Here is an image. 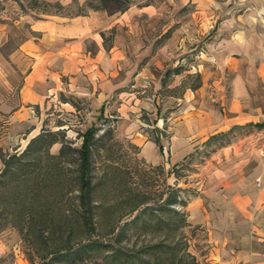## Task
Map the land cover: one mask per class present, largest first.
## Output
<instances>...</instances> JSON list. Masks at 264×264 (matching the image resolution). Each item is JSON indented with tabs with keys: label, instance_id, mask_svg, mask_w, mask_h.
Listing matches in <instances>:
<instances>
[{
	"label": "rangeland",
	"instance_id": "374dc122",
	"mask_svg": "<svg viewBox=\"0 0 264 264\" xmlns=\"http://www.w3.org/2000/svg\"><path fill=\"white\" fill-rule=\"evenodd\" d=\"M86 1L0 0V148L21 152L42 127L77 148L78 133L94 124L95 202L118 200L125 209L145 200L160 209L163 222L132 220L142 206L123 217L128 245L175 237L182 264H215L206 231L168 215L163 201L167 186L188 199L209 169L231 155L242 159L245 144L253 145L254 124L264 118V0H130L114 12ZM154 137L159 156L146 145ZM76 165L74 154L67 157L69 172ZM109 218L98 212L96 236L117 232L108 233ZM17 259L41 262L7 226L0 264Z\"/></svg>",
	"mask_w": 264,
	"mask_h": 264
},
{
	"label": "trees",
	"instance_id": "16d2710c",
	"mask_svg": "<svg viewBox=\"0 0 264 264\" xmlns=\"http://www.w3.org/2000/svg\"><path fill=\"white\" fill-rule=\"evenodd\" d=\"M95 1L98 3L95 4ZM129 4L130 0L85 2L89 9L108 12L124 11ZM96 132L97 127L90 125L78 133L79 146L72 148L63 136L58 137V132L42 127L21 152L4 154L0 148V231L7 226L16 228L24 242H31L40 264H51L53 261L66 264H182L186 254L180 253L175 237L167 243L162 239L138 246L128 245L131 234L125 229L127 222L119 226L124 216L140 206L142 208L132 220L140 218L144 222L155 217L158 222H163L158 215V206L144 200L121 209L118 200L95 202L91 182V148ZM111 134L109 126L105 136ZM152 140L162 152L159 137ZM54 143H60L57 154L50 152ZM72 154L77 165L74 172H69L66 159ZM167 188L163 201L167 214L187 224L182 210L187 196L179 193L180 188ZM129 194L134 196L132 191ZM174 204L181 205V209L169 207ZM98 212L99 218L110 214L108 233L112 234L117 229L114 235L96 236ZM74 229L81 234L74 235ZM33 237L35 239L31 240ZM36 245L41 246L40 250ZM100 248H105L102 261L97 256ZM168 257L169 261L166 260Z\"/></svg>",
	"mask_w": 264,
	"mask_h": 264
},
{
	"label": "crops",
	"instance_id": "0c3cea01",
	"mask_svg": "<svg viewBox=\"0 0 264 264\" xmlns=\"http://www.w3.org/2000/svg\"><path fill=\"white\" fill-rule=\"evenodd\" d=\"M262 121L254 124L256 130ZM146 145L161 155L152 139ZM229 152L236 153H222ZM240 153L242 159L231 155L229 162L209 169L204 187L184 207L187 225L206 231L215 264H264V158L256 150V137ZM13 264H19L18 259Z\"/></svg>",
	"mask_w": 264,
	"mask_h": 264
},
{
	"label": "built area",
	"instance_id": "2783aa9c",
	"mask_svg": "<svg viewBox=\"0 0 264 264\" xmlns=\"http://www.w3.org/2000/svg\"><path fill=\"white\" fill-rule=\"evenodd\" d=\"M256 150L259 155L264 158V118L256 130ZM257 181L258 179H256V182Z\"/></svg>",
	"mask_w": 264,
	"mask_h": 264
}]
</instances>
